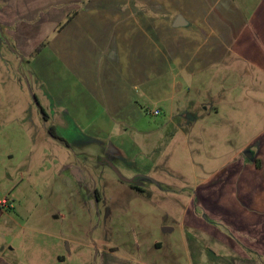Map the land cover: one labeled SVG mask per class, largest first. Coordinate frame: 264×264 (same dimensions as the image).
I'll use <instances>...</instances> for the list:
<instances>
[{"label":"rangeland","instance_id":"obj_1","mask_svg":"<svg viewBox=\"0 0 264 264\" xmlns=\"http://www.w3.org/2000/svg\"><path fill=\"white\" fill-rule=\"evenodd\" d=\"M235 1L248 22L243 38L235 43L234 54L221 62L209 61L207 70L191 76L188 97L194 111L184 112L180 119L205 118L208 106L215 126L210 124L209 130L201 121L188 138H179L175 117L171 120L176 110L180 112L179 103L169 112V96L179 101L183 94L146 93L157 71L150 70L154 73H149V81L133 87L139 117L110 124L114 129L110 134L99 135L93 130L95 122L76 123L46 107L30 76L29 59L16 55L15 44L0 26V116L9 127L0 130V163L16 187L7 198L14 199L9 212L17 221L0 223V232L6 235L2 244L15 247L21 264H194L183 229L187 233L205 229L203 179H239L231 173L236 166H229L231 161L251 166L245 151L253 154L264 144V0ZM175 17L174 13L171 18ZM170 72L165 88L172 81ZM30 104L32 118L24 111ZM41 105L51 117V137L42 117L34 115ZM156 108H162L161 115L151 114ZM91 114V121L101 120L102 114ZM18 116L24 118L19 130ZM107 162L126 179L139 177L142 191L121 181ZM80 163L86 179L73 182L66 167ZM229 188L217 195L231 197ZM208 223L207 228L221 238L220 226L211 219ZM30 225L36 234L26 231ZM233 253L238 264H264L256 252ZM58 255L63 257L57 261Z\"/></svg>","mask_w":264,"mask_h":264},{"label":"crops","instance_id":"obj_2","mask_svg":"<svg viewBox=\"0 0 264 264\" xmlns=\"http://www.w3.org/2000/svg\"><path fill=\"white\" fill-rule=\"evenodd\" d=\"M238 6L235 0H0V26L15 44L16 55L19 52L29 59L30 76H34L33 83L42 92L46 107L60 110L65 118L76 123L95 122L93 130L99 135L110 134L113 124L131 123L139 117L141 107L133 87L148 82L149 73L157 71L156 80L149 81L146 93L183 94L179 101L169 96V112L172 105L179 103L180 112L176 110L171 120L175 117L172 122L181 131L179 138H188L191 129L201 121L208 125L205 128L215 126L208 106L204 108L208 112L205 118L197 116L193 120L196 124L180 119L184 112L194 111L188 97L193 85L191 76L207 70L209 61L221 62L234 54L235 43L243 38L248 22ZM174 13L176 17L172 19ZM178 16H183L187 25L176 27ZM168 72L172 81L165 88ZM155 110L161 115L162 108ZM24 111L26 117H31V104ZM92 112L102 114L101 120L88 119ZM215 112L218 113L217 109ZM34 115L40 120L42 117L46 135L51 137L49 113L41 105ZM21 119L24 118L18 116L15 121L18 130L22 127ZM7 123L0 116V130L9 129ZM97 123H104L103 128ZM185 124L187 128L182 129L180 126ZM263 148L264 144L253 152L251 166L235 164L236 159L231 161L229 166L236 165L231 173L239 179H203L205 229L194 228V232L188 233L183 229L194 264H238L232 258L236 257L233 252L244 250L264 258ZM66 168L72 171L73 182L86 179L81 163ZM5 170L0 163V202L16 189L12 176L6 175ZM230 186L231 197L217 195ZM7 199L13 208L0 210V223L4 225L17 222L9 212L15 207L14 199ZM208 218L220 226L221 238L207 228ZM25 229L28 233L37 232L31 225ZM5 236L0 232V264H21L15 247L2 244ZM35 246L29 244V248ZM62 257L58 255L56 260ZM49 259L53 261L51 255Z\"/></svg>","mask_w":264,"mask_h":264},{"label":"water","instance_id":"obj_3","mask_svg":"<svg viewBox=\"0 0 264 264\" xmlns=\"http://www.w3.org/2000/svg\"><path fill=\"white\" fill-rule=\"evenodd\" d=\"M187 25V22L185 21V19L183 18V16H178L175 22V26L176 27H180V26H184ZM248 158L252 157V152L250 150H246L244 153ZM110 167L114 170V172L117 174L118 178L126 183L132 184L135 181V178L132 179H126L122 176V174L118 171V169H116L112 163L107 162ZM171 228L165 227L164 230L165 231H170Z\"/></svg>","mask_w":264,"mask_h":264},{"label":"built area","instance_id":"obj_4","mask_svg":"<svg viewBox=\"0 0 264 264\" xmlns=\"http://www.w3.org/2000/svg\"><path fill=\"white\" fill-rule=\"evenodd\" d=\"M152 115L158 116L160 114L159 110H155L153 112H151ZM1 208H13V204L11 203L10 200H8L7 198L2 200L0 202V210Z\"/></svg>","mask_w":264,"mask_h":264},{"label":"trees","instance_id":"obj_5","mask_svg":"<svg viewBox=\"0 0 264 264\" xmlns=\"http://www.w3.org/2000/svg\"><path fill=\"white\" fill-rule=\"evenodd\" d=\"M43 111V110H42ZM52 130L50 129V132H51ZM139 179V177H137V180ZM147 180H150L149 178H146ZM131 187L132 188H134V189H136V190H139V191H142V189L139 187V183H138V185H134V184H131Z\"/></svg>","mask_w":264,"mask_h":264},{"label":"flooded vegetation","instance_id":"obj_6","mask_svg":"<svg viewBox=\"0 0 264 264\" xmlns=\"http://www.w3.org/2000/svg\"><path fill=\"white\" fill-rule=\"evenodd\" d=\"M132 184H134V185H138L137 178H135V181H134Z\"/></svg>","mask_w":264,"mask_h":264}]
</instances>
